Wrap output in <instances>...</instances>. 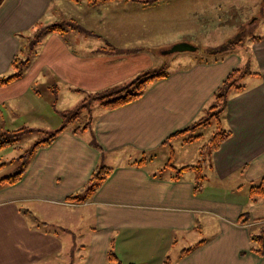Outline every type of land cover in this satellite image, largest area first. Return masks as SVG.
I'll use <instances>...</instances> for the list:
<instances>
[{
  "label": "crops",
  "instance_id": "crops-1",
  "mask_svg": "<svg viewBox=\"0 0 264 264\" xmlns=\"http://www.w3.org/2000/svg\"><path fill=\"white\" fill-rule=\"evenodd\" d=\"M103 1L97 5L113 9L123 5L120 9L134 17L119 25L124 29L115 31L117 41L99 33L105 29L102 14L96 28L80 24L76 13L70 18L77 20L79 30L47 34L24 74L0 86V130H58L63 112L58 105L81 94L74 90L101 92L161 67L163 63L155 67L141 47L127 48L138 45V32L155 33L157 12L171 20L167 27L176 36L171 45L186 42L179 39L181 32L195 39L202 30V14L195 18L201 4L197 7L195 0L149 5L138 0ZM73 4L4 0L0 78L13 73L10 63L19 50L18 36L37 22L60 23L85 0ZM215 8L212 4L209 11ZM145 10L147 24L135 18ZM254 27H262V34L255 35L259 40L245 41L241 51L234 49L210 61H176L168 67V77L151 84L140 99L115 110L95 105L86 130L73 133L67 128L37 149L21 180L0 187V264H108L109 250L121 264H164L179 248L171 264H264V251L262 255L251 251V236L264 227V196L254 199L249 191L264 179V24ZM135 32L136 40L126 42ZM246 66L259 76L247 77L245 91L229 97L222 127L231 136L211 154L202 187L194 190L193 172L173 180L170 165L194 164L185 160L173 165L175 154L189 143L168 138L201 119L227 74ZM53 85L58 88L54 107L48 89ZM38 87L44 90L39 95L34 92ZM160 154L172 155L161 167L155 164ZM98 167L112 169L104 183L84 202H67V197L81 193ZM26 208L47 228H37ZM244 214L249 222L240 224L238 218Z\"/></svg>",
  "mask_w": 264,
  "mask_h": 264
},
{
  "label": "trees",
  "instance_id": "trees-1",
  "mask_svg": "<svg viewBox=\"0 0 264 264\" xmlns=\"http://www.w3.org/2000/svg\"><path fill=\"white\" fill-rule=\"evenodd\" d=\"M71 2H77V0H68ZM97 1L103 0H87L89 4ZM107 1V0H106ZM145 5L156 3L160 0H138ZM4 0H0V6ZM79 30V28H76ZM68 30H73L70 26L61 23H52L44 24L37 22L34 24L25 35H19V50L17 54L13 57L10 68L13 72L8 77L0 78V86L7 85L17 79H19L27 69L31 58L34 56L36 49L41 44L43 38L49 34H59L63 35ZM251 41L259 40L258 37L251 35V33L241 34V40L236 43L229 45V48L226 53H224L219 59L223 58L225 55L231 53L234 49L244 43L245 39ZM223 53V52H222ZM168 65L162 64L161 67L153 70H148L140 73L130 82L116 86L114 88H109L97 93H86L82 90H74L77 93L83 94L85 97L81 101L80 105L75 108L73 111H63L60 112L62 119V127L55 131H45L41 129H32L28 127L19 128L17 130H6L4 132L0 131V149L5 146H15L17 145L21 138L23 137L24 132L32 133L33 130L39 135H42V138L34 143V145L28 150L27 158L28 160L33 155V153L41 148L49 145L56 136L69 128L70 125L75 124L76 127L72 128V132L76 133L78 131L86 130L91 123V114L92 108L95 105L103 107L106 110H115L125 105H128L132 102L143 97L147 88L162 79L168 77ZM250 76H259L256 72H251L250 69L246 66L243 68L233 69L227 74L224 80L221 82L217 90L213 94V101L210 106L204 111V116L199 119L197 122H194L190 126L175 132L168 139H177L181 138L183 143L188 144L202 138L200 133L203 129H206L212 123L215 124V131L209 137L204 144L199 148L198 151V161L195 165H186L180 168H175L172 165L174 170L172 179L175 181L180 180L181 176L187 172H193L195 176L194 190L198 191L204 180L206 179L205 167L209 162L211 154L219 149L221 144L231 136V131L224 129L222 127V119L226 109L227 101L231 95H236L245 91V79ZM53 95L51 104L54 107L57 103V86L53 85L48 88ZM35 94L39 95L42 92L40 87L34 88ZM18 151H22L21 148H16ZM27 160V161H28ZM22 163L19 171L11 176L5 177L0 180V185L12 186L17 184L24 173V167L27 163ZM142 161L136 162L137 165H141ZM112 172L111 168L107 167H98L96 168L89 176L85 186L83 187L80 194L69 196L66 198L67 202L72 203H81L90 198V196L104 183L107 177ZM250 195L254 199H259L264 196V179L261 180V183L258 185H253L250 188ZM25 213V212H24ZM31 218V216H29ZM247 214L239 216L238 221L241 224L249 222V219L246 218ZM33 224L37 228L46 229L45 224L37 223V220L34 219ZM252 247L251 251L258 255H262L264 251V227L257 233L251 236ZM193 248L182 251V254L190 252ZM108 264H121L119 259L113 250H109L107 254ZM164 264H171L170 258L167 257L164 260Z\"/></svg>",
  "mask_w": 264,
  "mask_h": 264
},
{
  "label": "rangeland",
  "instance_id": "rangeland-1",
  "mask_svg": "<svg viewBox=\"0 0 264 264\" xmlns=\"http://www.w3.org/2000/svg\"><path fill=\"white\" fill-rule=\"evenodd\" d=\"M68 1V0H67ZM84 1V0H83ZM71 2V1H70ZM81 0H77L76 3H80ZM180 4H182V1ZM196 6L198 7L199 3L201 4V11H199L195 18L203 19V26L202 30L198 33L196 32V38L189 34V32H181L179 33V39L184 40L188 44L196 47L197 50L195 52H177L171 55H161V50H169L173 47L171 45L172 41H174L173 37L175 36V31L173 29L168 28L167 26L170 25L171 20L166 18L162 12H157L156 17L157 20L154 22V29L155 33L152 35L147 32H138V42L136 46L134 45H127L128 49L134 48H142L145 51L146 55L148 56V60L153 62L155 67L160 62L163 64L168 65L169 68L175 65L176 61L180 60H214L219 59L224 53L227 52L229 45L233 43L236 44L241 40V32L242 34H249L251 35H261L262 34V27H254L256 25L264 24V0H195ZM75 4V2H73ZM87 0H85V4L76 7L74 10L75 13H69L68 15L62 16L63 22L65 25L70 26L71 29L78 28L79 24L77 20L70 18L76 15V13L80 14V24H83L85 27H94L96 28L97 22L100 20L98 18V14L104 15L105 19L103 21V25L105 24V29L100 30V34L105 35L107 39L117 41L118 37L115 34V31L118 29H124L123 25L129 19H133L132 14L129 12H125L124 9H120L123 5H118L113 9L112 7H103V5H97L99 3H104V1H97L89 4L88 6ZM72 4V3H71ZM73 4V5H74ZM216 7L209 11V7L211 5ZM96 5V6H93ZM182 6V5H179ZM193 6L192 4L189 6ZM201 13V14H200ZM85 14V17H84ZM148 11H139L137 20L144 21V24H147L148 21ZM216 17H218L216 19ZM61 18V17H60ZM61 18V19H62ZM211 18V20H209ZM215 19L214 21L212 20ZM53 19L52 21H54ZM251 21V22H250ZM60 22V23H61ZM194 18L189 20V23H193ZM241 22L242 27H241ZM41 23H44L43 21ZM59 23V22H56ZM45 24V23H44ZM102 25V26H103ZM254 27V28H253ZM253 28V29H252ZM97 30V29H96ZM246 30V31H242ZM136 40V32L126 38V42L133 43ZM249 39H245L247 43ZM131 41V42H130ZM238 51H241V45L236 48ZM223 52V53H222ZM161 65V64H160ZM156 69V68H155ZM44 91V90H42ZM46 97L50 98V94L46 91L43 92ZM83 94L73 95V97L68 99H63L60 104L58 105V109L60 111H73L77 108L81 101L84 99ZM97 106V105H96ZM95 107V106H94ZM61 126V125H60ZM76 125H70L69 128H75ZM34 129V128H32ZM2 132L6 131L5 128H1ZM0 130V131H1ZM33 130L32 133L24 132L23 137L21 138L20 142L15 146H5L0 149V180L11 176L19 171L22 163L28 160L27 153L28 150L34 145L36 141L42 138V135L35 132ZM215 131V124L212 123L206 129H203L200 133L202 134L201 139H198L191 144L185 145L183 150H178V154H175V158L172 159L173 165H181L177 164L180 161H188L187 164H196L198 161V151L199 148L204 144V142L211 137V135ZM19 147L22 151H18L16 148ZM179 149V148H177ZM166 156V158H165ZM171 154H160L159 158H157L155 164L159 167L163 166L168 158H170ZM211 163V157L209 158V162L205 167V175L208 174L209 164ZM185 165V164H182ZM191 174V173H190ZM194 175V174H193ZM210 176V175H209ZM2 185H0L1 187ZM7 185H4L6 187ZM31 213V218L29 220L33 223L34 219L37 220L35 212L30 210V208H26ZM26 210V211H28ZM38 221V220H37ZM40 222V221H38ZM181 248L173 250L170 254V259L176 257L177 252H179Z\"/></svg>",
  "mask_w": 264,
  "mask_h": 264
},
{
  "label": "water",
  "instance_id": "water-1",
  "mask_svg": "<svg viewBox=\"0 0 264 264\" xmlns=\"http://www.w3.org/2000/svg\"><path fill=\"white\" fill-rule=\"evenodd\" d=\"M197 50L196 47L192 46L188 43H177L173 45V47L169 50H166L162 52L163 55H171L173 53L177 52H195Z\"/></svg>",
  "mask_w": 264,
  "mask_h": 264
}]
</instances>
